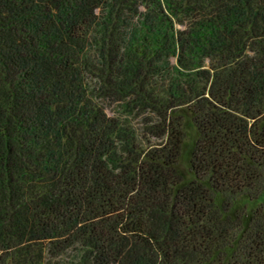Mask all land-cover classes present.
Wrapping results in <instances>:
<instances>
[{
    "label": "trees",
    "instance_id": "16d2710c",
    "mask_svg": "<svg viewBox=\"0 0 264 264\" xmlns=\"http://www.w3.org/2000/svg\"><path fill=\"white\" fill-rule=\"evenodd\" d=\"M0 264H264V0H0Z\"/></svg>",
    "mask_w": 264,
    "mask_h": 264
},
{
    "label": "rangeland",
    "instance_id": "374dc122",
    "mask_svg": "<svg viewBox=\"0 0 264 264\" xmlns=\"http://www.w3.org/2000/svg\"><path fill=\"white\" fill-rule=\"evenodd\" d=\"M192 135H193V132L190 129V132H188V139L186 141V145L184 147L183 154H182V157H181V162H180V166L181 167H184V165H185L186 154H187V152L189 150V147H190V144H191V139H192L191 137H192Z\"/></svg>",
    "mask_w": 264,
    "mask_h": 264
}]
</instances>
